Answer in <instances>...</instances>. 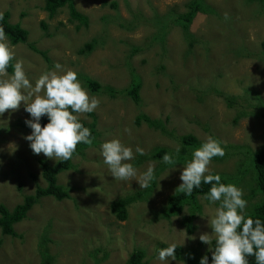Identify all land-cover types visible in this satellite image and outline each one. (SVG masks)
I'll use <instances>...</instances> for the list:
<instances>
[{"label": "rangeland", "instance_id": "obj_1", "mask_svg": "<svg viewBox=\"0 0 264 264\" xmlns=\"http://www.w3.org/2000/svg\"><path fill=\"white\" fill-rule=\"evenodd\" d=\"M188 1L74 0L78 12L88 18V26L77 29V23L68 21L66 8L49 18L44 0H0V14L7 11L10 22L26 29L28 42L47 52L51 61L48 66L26 43L12 46L8 41L29 79L35 82L59 63L65 71L75 70L89 94L100 100L94 112L80 117L92 123L90 114L95 116L96 143L57 176L70 197L60 202L41 198L14 226L17 237L2 236L0 231V264H43L39 247L45 237L54 264H127L136 249L144 251L145 264H162L159 250L172 243L180 247L181 256L165 264L200 260L212 246L202 243L199 235L211 232L208 219L218 204L200 197L201 211L189 234L184 225L188 207L178 216L162 217L167 198L182 183L186 163L175 167L163 163L162 157L144 159L156 148L174 156L181 147L180 136L187 134L200 143L209 136L222 142L225 155L213 158V174L234 179L241 163L248 167L241 180L232 181L244 190L247 211L262 200L251 160L264 148V118L256 115L258 108L264 112V1L202 0L213 13L196 14L189 28L190 44L187 33L174 24ZM88 42L94 45L92 51L78 53ZM86 77L101 90L93 94ZM133 78L140 84L138 105L124 92L136 81ZM219 93L235 102L227 104ZM140 113L167 120L170 134L144 122L136 125ZM29 118L23 102L19 110L0 116V204L9 210L37 186H45L38 160L52 165L57 161L33 154L25 139L31 134L24 126ZM117 138L134 152L137 146L144 149L143 156L137 154L130 161L138 170L135 178L115 179L103 162L100 145ZM150 165L155 168L153 187L130 203L125 221L116 220L111 203L148 190L151 184L141 189L138 181ZM191 236L196 239H188Z\"/></svg>", "mask_w": 264, "mask_h": 264}, {"label": "clouds", "instance_id": "obj_2", "mask_svg": "<svg viewBox=\"0 0 264 264\" xmlns=\"http://www.w3.org/2000/svg\"><path fill=\"white\" fill-rule=\"evenodd\" d=\"M10 66L13 71L8 74ZM0 76L6 77L0 79V116L8 110H19L23 102L24 111L30 117L25 120V125L31 129V134L25 139L34 155L42 153L50 159L69 160L78 144L91 145L94 142L91 130L84 126L80 117L94 112L100 100L89 94L75 70L65 71L59 63L53 70L43 72L35 82L30 80L23 61L16 58L2 28ZM44 117L48 122L42 126ZM100 151L112 177L119 180L135 178L138 170L130 161L137 154H145L142 147L137 146L134 152L131 146H126L118 138L103 142ZM224 155L222 142L209 136L192 151L191 160L186 162L180 175L182 183L178 190L190 196L202 183L210 185L203 198L218 206L215 215L208 219L211 232L200 234L199 240L211 245L215 238L211 264H249V257H254L256 264H264V221L248 214V201L242 188L233 183H223L218 173H212L213 158ZM162 162L176 167V159L171 153L165 154ZM154 179L155 168L150 165L138 181L140 188L147 189ZM188 239L195 240L196 237ZM176 248L177 245L172 243L159 250L158 259L162 264L169 258L175 260ZM199 264H209L207 254L200 258Z\"/></svg>", "mask_w": 264, "mask_h": 264}, {"label": "trees", "instance_id": "obj_3", "mask_svg": "<svg viewBox=\"0 0 264 264\" xmlns=\"http://www.w3.org/2000/svg\"><path fill=\"white\" fill-rule=\"evenodd\" d=\"M253 1V0H251ZM263 2L264 0H258ZM113 8H117L116 4H112ZM66 8L68 11L69 22L71 24L77 23L76 28L80 29V27H87L88 26V18L83 14L78 12L74 0H44L43 9L47 13L49 18H53L57 15L59 11ZM213 10L206 5L202 0H189L185 4V10L179 14L174 19V24L180 26V28L187 33V42L190 44V39L192 38V34L189 31L190 25L195 18L197 13H204V14H212ZM43 31H46V26L42 23ZM0 28L3 29L5 32L7 39L10 45L15 46L18 44H27L28 48L36 53L39 54L46 64L49 66L51 61L47 55V52L40 50L35 46L34 43L28 42V31L24 29L18 23H11L10 22V14L6 11L0 14ZM94 45L91 42L85 43L82 48L79 49L78 53L81 55H86L92 51ZM14 63V61H13ZM13 68L10 66L8 69V73H12ZM136 80L132 83L131 87L125 90V94L131 97L132 101L135 104L140 103V94L139 88L140 84L138 79L133 78ZM86 86L87 88L93 93H97L101 90L100 87L94 80L86 77ZM104 90H109V87H103ZM220 94V93H219ZM223 97L227 104H231L235 102L233 98L224 96V94H220ZM259 112L256 113L259 117L264 118V112L261 108H258ZM254 115V113H252ZM92 117V123H84L85 127H88L91 132L92 136L94 137V142L92 145L96 143L97 138V131H96V118L93 114H90ZM48 122L47 118L44 117L41 120L42 126ZM141 122H144L148 127L160 130L162 134L169 135L170 132L167 128V120H159L153 119L146 114L140 113L135 117L134 123L139 125ZM24 126L28 129L25 124ZM180 143L181 147L179 149V153L177 152L174 155L176 159V164H184L187 161L191 160L192 151L199 147L202 143L199 140L190 134L180 136ZM88 144H78L76 148V152L73 154V157L69 160H57L55 164H50L48 161L44 159H39L38 164L41 169V176L45 181V186L40 187L37 186L34 193L26 196L21 203L17 204L12 210H9L5 205L0 204V231L2 236H12L17 237L18 234L15 231L14 226L24 220L27 217L28 212L39 202L41 198L51 197L56 201H63L66 198H69V191L64 188L62 185L58 184L57 176L73 167L72 159L77 156H83L85 150L89 147ZM165 148H156L150 154L146 155L144 159H157L163 157L165 154L169 153ZM216 158V157H215ZM244 165V164H243ZM242 163L237 170V173L240 175H236V178H230L227 175L220 174L223 183H232L234 180H241L248 167H243ZM251 166L255 173V179L257 183V189L262 194V200L256 202L249 210L248 214L253 215V217H258L262 221H264V148L254 152ZM154 181L151 183V187L145 191H139L134 193L133 195H128L122 198H119L113 201L110 205V212L118 221H125L127 219L128 211L127 208L135 200L144 198L153 187ZM210 185L203 184L199 189H194L192 194L186 195L184 192L180 190H176L173 194H171L167 198L166 207L162 210V217L165 219H169L172 216H178L181 214L185 207H188L190 211V215L185 219L184 225L187 229V232L191 234L193 232L192 223L193 220L196 218L197 214L201 211V205L199 203L200 197H204L205 194L208 192ZM208 201V200H207ZM44 242H47V238H44ZM41 243L39 247V253L42 258L43 264H54L53 257L49 254L47 245L45 243ZM2 245V238H0V247ZM212 249L215 247V239L212 241ZM209 257V264H211V256L212 251L207 253ZM181 250L180 247L177 246L176 248V258H180ZM145 253L141 249H136L132 251L127 259V264H145ZM249 264H256L254 257H249ZM194 264H199V260H195Z\"/></svg>", "mask_w": 264, "mask_h": 264}]
</instances>
